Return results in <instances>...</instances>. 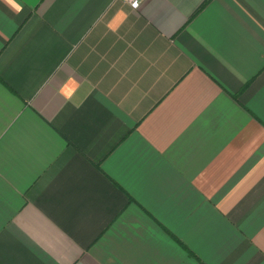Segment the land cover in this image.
<instances>
[{
    "label": "crops",
    "instance_id": "0c3cea01",
    "mask_svg": "<svg viewBox=\"0 0 264 264\" xmlns=\"http://www.w3.org/2000/svg\"><path fill=\"white\" fill-rule=\"evenodd\" d=\"M0 0V264H264V0Z\"/></svg>",
    "mask_w": 264,
    "mask_h": 264
},
{
    "label": "clouds",
    "instance_id": "9594fccd",
    "mask_svg": "<svg viewBox=\"0 0 264 264\" xmlns=\"http://www.w3.org/2000/svg\"><path fill=\"white\" fill-rule=\"evenodd\" d=\"M6 2H7L8 4H11V5H12L13 9L17 12V14L23 10V9H22V6L19 5V4H16V3L14 2V0H6Z\"/></svg>",
    "mask_w": 264,
    "mask_h": 264
},
{
    "label": "built area",
    "instance_id": "2783aa9c",
    "mask_svg": "<svg viewBox=\"0 0 264 264\" xmlns=\"http://www.w3.org/2000/svg\"><path fill=\"white\" fill-rule=\"evenodd\" d=\"M128 3L131 4V6H133L134 8H138L142 2V0H125Z\"/></svg>",
    "mask_w": 264,
    "mask_h": 264
}]
</instances>
